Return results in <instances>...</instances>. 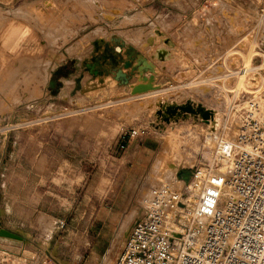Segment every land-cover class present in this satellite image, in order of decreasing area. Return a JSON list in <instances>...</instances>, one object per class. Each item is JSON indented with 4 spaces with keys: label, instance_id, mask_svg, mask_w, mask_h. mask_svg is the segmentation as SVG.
I'll list each match as a JSON object with an SVG mask.
<instances>
[{
    "label": "rangeland",
    "instance_id": "obj_1",
    "mask_svg": "<svg viewBox=\"0 0 264 264\" xmlns=\"http://www.w3.org/2000/svg\"><path fill=\"white\" fill-rule=\"evenodd\" d=\"M206 1V10L216 8L217 0ZM227 3L225 7L237 13L236 32L248 16L244 0ZM145 13L133 0H14L0 6V38L7 21L14 20L17 41L41 38L47 46L44 60L25 53L19 63L9 64V72L0 66V229L21 237L9 243L0 236V252L3 246L10 248L0 253L4 264H112L134 223L144 216L154 187L165 181L177 193L192 181L195 170L213 161V143H203L202 129H217L231 90L246 92L264 82L262 72L228 75L259 63L250 36L242 38L222 64L205 65L190 82H180L193 70L179 47L164 42L168 38L174 43L175 38L167 32V19H149ZM141 25L143 35L154 25L160 31L151 28L140 40L143 35L136 37L134 30ZM113 36L127 47L135 49L137 44L135 50L149 59L134 62L136 70L127 85L117 86L107 74L92 78L83 65L98 43ZM158 51L161 60L153 57ZM29 60L32 64H26ZM58 69L67 74L56 75ZM59 80L63 84L57 91ZM167 82L181 85L176 91L184 94L200 92L202 96L188 95L194 112L176 108V97L160 91L168 88ZM45 83L44 94L39 85ZM131 95H141L138 106L134 104L137 115L120 118L118 108L124 101L136 100ZM203 105L216 111L207 124L192 120ZM165 123L175 126L171 130ZM152 124H162L166 133ZM156 132L161 144L144 152L140 144ZM179 170L186 171L181 174L185 181L178 177ZM193 195L191 189L190 204Z\"/></svg>",
    "mask_w": 264,
    "mask_h": 264
},
{
    "label": "built area",
    "instance_id": "obj_2",
    "mask_svg": "<svg viewBox=\"0 0 264 264\" xmlns=\"http://www.w3.org/2000/svg\"><path fill=\"white\" fill-rule=\"evenodd\" d=\"M259 33L255 26L250 36L259 63L229 76L264 74ZM193 62L197 68L207 65ZM260 85L231 90L218 129L203 128V143H213V161L195 170L177 193L165 183L154 187L144 216L112 264H264V82ZM195 184L191 205L188 193Z\"/></svg>",
    "mask_w": 264,
    "mask_h": 264
},
{
    "label": "crops",
    "instance_id": "obj_3",
    "mask_svg": "<svg viewBox=\"0 0 264 264\" xmlns=\"http://www.w3.org/2000/svg\"><path fill=\"white\" fill-rule=\"evenodd\" d=\"M13 1L14 0H0V6L7 7ZM228 1L229 0H217L215 3L216 8L206 10V0H133L135 6L139 9V12L145 13L144 11H150L149 13H145L147 18L149 17V19H151L152 17L157 18L161 16L167 19V32H171L175 35L174 43L172 42L173 45L179 47V50H182L181 52L185 58L186 66H192L194 69H198L197 74L199 73L200 68L204 66L202 65L200 68H197L193 62L194 60L207 65H214L216 63L222 64L220 60L223 62L225 55L232 51L242 38L244 39L247 36H251L254 27H258L257 22L261 17L263 19L260 23L259 32L261 36H264V0H254V2L253 0H244L243 9L248 16L245 18L243 26L236 29V32H233V29L237 21V13L225 7L228 5ZM251 4H254V6L252 7ZM251 7V11L248 12ZM132 15H127V17ZM254 16L256 17L255 22H253ZM16 23L19 22L17 21ZM140 23L145 24L142 20H140ZM151 23L152 21H149L148 24ZM157 27L158 25H154L151 28H155L160 31ZM138 28H142V25L137 27V30H134L136 37L139 36L138 34H144L141 33ZM15 29H17V31H15ZM150 29H148V32ZM18 32L19 28L18 26H15L14 20H8L7 26L0 38V66H6L5 70L7 72H9V64L15 65L19 63L20 57L25 53H27V56L33 54V58L36 56L42 58V60L45 58L44 52L47 49V46L44 40L42 41L41 38L39 40L37 37V42L33 43H31L30 38H22V40L17 41ZM146 35H143L140 40H143ZM136 47L137 44L135 49ZM148 61L149 59L147 62ZM65 63L66 61L59 62L57 63V66L64 65ZM26 64H32V62L30 63L29 60ZM1 70L3 69H0V71ZM160 79L161 78L156 73V84H160ZM166 80H169V78ZM47 83L48 88H51L53 82L50 81ZM47 83L39 85V89H41L44 94ZM61 84H63V81L59 80L56 89L57 91H60L62 88ZM178 87H181V85L178 86L173 84L165 89L160 88V91L174 93ZM189 93L190 92H187L185 96L188 97V95H190ZM197 94L198 96L201 95L200 92ZM176 99L178 102H181L178 97H176ZM160 137H162L161 134L156 132L155 136L152 138H145L140 144L141 149L144 152L154 150L161 144ZM177 172H180V175L182 174L181 172L186 171L179 170ZM181 180L183 179L181 178ZM3 262H6L5 259L0 260V264H3Z\"/></svg>",
    "mask_w": 264,
    "mask_h": 264
},
{
    "label": "water",
    "instance_id": "obj_4",
    "mask_svg": "<svg viewBox=\"0 0 264 264\" xmlns=\"http://www.w3.org/2000/svg\"><path fill=\"white\" fill-rule=\"evenodd\" d=\"M164 42L167 45L173 44L168 38H164ZM98 46L99 48L97 49L95 48V50H93L90 58H88L89 60H85L83 62V65L86 66V68L90 70L92 74L91 76L92 78L98 77V75H101V74L103 76L107 74L112 79L117 81V86L127 85L136 70L134 66V62L138 61V63L139 62L147 63L145 57H143L141 53L137 52V50H135L131 46L127 47L123 43V41L120 40L116 36L111 37L109 40H104L103 42L98 43ZM116 47H119L122 52L116 51L115 50ZM161 53L162 51H158L159 59H162L163 57ZM196 65L199 66L200 64L196 63ZM190 68L193 70V73L189 76H185L184 78H182L180 82L181 81L188 82L193 77L196 76L197 70L194 69L192 66H190ZM173 80L178 82V79L176 78H173ZM78 81H79L78 79L75 80L76 83H78ZM166 85L168 87L172 86V82H167ZM160 87L161 86H158V88ZM199 89L205 92V91H209L210 87L200 86ZM191 93L194 95H197L193 92ZM170 95L178 97L181 100V102H178L179 106H177L176 108H179L184 111H189V112L195 111L192 105L190 104L191 103L190 99L192 98L186 97L183 91H176L174 93H171ZM213 110L214 109L205 107V105H203L201 106L200 113L197 115V119H192V120H197L205 124L206 122H208L209 118H211V113L213 114ZM161 125H152L151 127H154L155 130L157 129L159 130L158 132L165 134L166 133L164 131L165 127ZM173 126L175 125L170 126L171 130L173 129ZM217 129H218V126H217ZM208 130L211 132L216 131V130H211L209 128ZM0 236H5V237L16 239V240H21V237L5 229H0Z\"/></svg>",
    "mask_w": 264,
    "mask_h": 264
},
{
    "label": "bare ground",
    "instance_id": "obj_5",
    "mask_svg": "<svg viewBox=\"0 0 264 264\" xmlns=\"http://www.w3.org/2000/svg\"><path fill=\"white\" fill-rule=\"evenodd\" d=\"M27 10V9H26ZM21 13V12H20ZM19 13V14H20ZM23 13V12H22ZM23 15V14H22ZM28 15V14H27ZM29 17V16H28ZM32 18V17H31ZM173 45V44H172ZM154 58H156V59H159V57H158V52H156V54H155V56H153ZM159 60H161V59H159ZM241 80V79H240ZM191 81V80H190ZM189 81V82H190ZM241 83V82H240ZM160 86V85H159ZM158 89V87L157 86H155V87H150L149 89L150 90H152V89ZM148 88H146V87H144L143 88V90H149ZM81 92H83V90L81 91ZM151 92V91H150ZM171 93H169V95H170ZM142 95H143V93H142ZM146 95V94H145ZM149 95V94H148ZM132 96V99H136V100H132V101H130V100H128V101H124V100H122V101H124V103H123V105L122 106H120L119 108H118V110H119V115H120V118H121V114H122V116L124 115L126 118H132V116H136V115H134V112L135 111H137V109H136V107L138 106L137 104L139 103V99L141 98L140 96L141 95H131ZM144 96V95H143ZM171 96V95H170ZM145 97V96H144ZM128 98V97H127ZM131 98V97H130ZM126 99V98H125ZM227 99H229V98H227ZM121 100H119V101H121ZM138 100V101H137ZM15 101V100H14ZM130 102H132V103H130ZM138 102V103H137ZM137 103V104H136ZM126 104H128V105H126ZM134 104H136V105H134ZM125 105V106H124ZM136 106V107H135ZM206 107V106H205ZM139 108V107H138ZM213 109V108H212ZM214 111H215V109L213 110V113H214ZM216 112V111H215ZM108 114V113H107ZM211 115H212V113H211ZM214 117H216V115L214 114ZM155 119V118H154ZM212 120V119H211ZM215 120V119H214ZM213 121V120H212ZM154 121H152V123H153ZM210 122V118H209V120H208V122H206L205 124H207V123H209ZM215 122V121H214ZM213 122V123H214ZM170 125L169 123H165V125ZM152 125H155V124H152ZM170 126H172V125H170ZM173 153V152H172ZM172 155V154H171ZM170 179V178H169ZM167 180V179H166ZM170 181V180H169ZM163 182H165V181H163ZM162 182V183H163ZM172 182V181H171ZM173 183V182H172ZM172 183H170L171 185H172ZM178 184V183H177ZM172 187V186H171ZM198 188H199V186H198V184H195V185H191V189H192V192L194 193V194H197V191H198ZM194 196V195H193ZM192 198V197H191ZM148 199V198H147ZM189 201V203L191 202V199H189L188 200ZM194 203V200L192 201V204ZM191 204V205H192ZM43 216V215H42ZM48 220H50V219H48ZM48 226V225H47ZM50 226V225H49ZM2 237H4L3 239L5 240V241H7V242H9V243H12V242H14L13 240H16V239H12V238H8V237H5V236H2ZM13 247V246H12ZM9 247H8V245L7 246H3V249H8ZM2 249V250H3ZM10 249V248H9ZM8 249V250H9ZM2 250H1V252H2ZM14 250H16V251H18V248H14ZM10 251V250H9ZM9 251H6L7 253L9 252ZM16 251H14V252H16ZM0 252V253H1ZM18 253V252H17ZM2 255V254H1ZM5 255V254H4ZM4 255L2 256V257H4ZM6 256H10L9 255V253L6 255ZM23 256V255H22ZM19 259H21V258H19ZM37 262V261H36ZM4 264V263H3ZM5 264H7V263H5Z\"/></svg>",
    "mask_w": 264,
    "mask_h": 264
},
{
    "label": "trees",
    "instance_id": "obj_6",
    "mask_svg": "<svg viewBox=\"0 0 264 264\" xmlns=\"http://www.w3.org/2000/svg\"><path fill=\"white\" fill-rule=\"evenodd\" d=\"M55 74H56V75L59 74L60 76H65V75L67 74V72L65 73V72H62V70H59V69H58V70L55 72ZM178 177H181V174H180V175L178 174Z\"/></svg>",
    "mask_w": 264,
    "mask_h": 264
},
{
    "label": "flooded vegetation",
    "instance_id": "obj_7",
    "mask_svg": "<svg viewBox=\"0 0 264 264\" xmlns=\"http://www.w3.org/2000/svg\"><path fill=\"white\" fill-rule=\"evenodd\" d=\"M181 173H183V172H181Z\"/></svg>",
    "mask_w": 264,
    "mask_h": 264
}]
</instances>
